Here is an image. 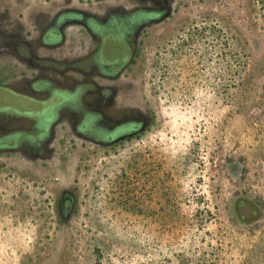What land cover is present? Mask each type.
Returning <instances> with one entry per match:
<instances>
[{
    "label": "flooded vegetation",
    "instance_id": "1",
    "mask_svg": "<svg viewBox=\"0 0 264 264\" xmlns=\"http://www.w3.org/2000/svg\"><path fill=\"white\" fill-rule=\"evenodd\" d=\"M263 9L264 0H0V199L48 225L25 264H56L75 249L99 170L164 123L155 69L162 86L173 83L187 51L226 77L231 68L206 165L217 193L229 187L228 222L264 234V193L248 184L258 174L230 140L246 87L264 101ZM254 243L241 264H264V242Z\"/></svg>",
    "mask_w": 264,
    "mask_h": 264
},
{
    "label": "rangeland",
    "instance_id": "2",
    "mask_svg": "<svg viewBox=\"0 0 264 264\" xmlns=\"http://www.w3.org/2000/svg\"><path fill=\"white\" fill-rule=\"evenodd\" d=\"M180 59L176 74L170 70L175 84L162 86L159 68L154 72L164 123L99 170L85 196L82 236L56 264H241L254 242L263 251V232L246 235L228 222L222 205L229 187L219 184L217 193L206 165L209 122L215 102H226L222 89L225 80L232 85L231 68L226 77L220 65L198 61L197 54L187 51ZM230 140L258 174L248 179L250 189L264 193V101L254 86L246 87ZM21 209L0 199V264H25L45 240V221Z\"/></svg>",
    "mask_w": 264,
    "mask_h": 264
}]
</instances>
